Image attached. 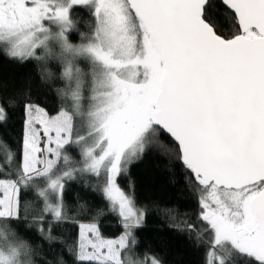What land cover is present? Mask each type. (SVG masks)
Here are the masks:
<instances>
[{
	"label": "snow or ice",
	"instance_id": "obj_1",
	"mask_svg": "<svg viewBox=\"0 0 264 264\" xmlns=\"http://www.w3.org/2000/svg\"><path fill=\"white\" fill-rule=\"evenodd\" d=\"M0 54L63 82L56 108L0 83V129L23 112L16 140L0 133V264H36L21 224L51 244L69 221L72 264H149L131 255L147 208L120 182L148 154L184 168L196 221L163 211L208 245L206 264H264V0H0ZM85 175L104 206L77 202L69 216L66 183ZM106 212L119 236L102 232Z\"/></svg>",
	"mask_w": 264,
	"mask_h": 264
},
{
	"label": "trees",
	"instance_id": "obj_2",
	"mask_svg": "<svg viewBox=\"0 0 264 264\" xmlns=\"http://www.w3.org/2000/svg\"><path fill=\"white\" fill-rule=\"evenodd\" d=\"M84 19L78 25L81 31L87 30ZM78 33H73L72 36ZM80 42L78 40L73 43ZM43 62L29 61L21 64L18 61L9 60L0 54V83L4 85L3 92L7 94L13 88L23 93L32 94L33 99L39 100L49 108L60 106L61 97L58 89L63 87V82L56 79H42L41 65ZM58 65L55 61H49L45 65L46 71L56 72L58 77ZM23 112L15 110L11 112L9 120L0 133L6 131L13 140H16L22 130ZM70 154L78 159V153L70 149ZM129 181L134 185V191L138 206L146 207L144 226L135 231L137 244L131 250V255L137 258H157L163 264H206L207 244H197L189 239L187 232H181L169 227L167 215L164 209H178L182 219L196 221L199 212L197 195L189 185L184 168L174 157L160 154L145 155L141 161L136 162L130 168L128 176L122 177L120 182L125 188ZM96 178L92 176H78L75 180L66 183L64 201L69 207V216L75 215L77 202L88 203L93 208L103 207L104 201L101 193L94 190ZM32 194H29L31 196ZM27 198V197H26ZM42 207V205H40ZM39 211V207L35 208ZM50 219V217L48 218ZM31 216H29V223ZM199 229V223L196 224ZM39 225L21 224L19 230L32 245L39 246L38 255L34 257L36 264L41 260L57 261L61 254L66 264H72V256L67 252V244L71 242L77 233L75 224L71 221L53 226L52 235L58 239L49 244L39 234ZM44 228L47 231L48 223ZM101 229L105 236H119L122 227L119 220L106 212L101 217ZM206 239V237H205Z\"/></svg>",
	"mask_w": 264,
	"mask_h": 264
},
{
	"label": "rangeland",
	"instance_id": "obj_3",
	"mask_svg": "<svg viewBox=\"0 0 264 264\" xmlns=\"http://www.w3.org/2000/svg\"><path fill=\"white\" fill-rule=\"evenodd\" d=\"M78 37H79L78 34H76V35H74V36L71 35L72 42L75 41V40H78ZM133 258H135V259H139V260H141V261H144V260L146 259V258H137V257H133ZM151 259H152V258L148 259L149 264H150Z\"/></svg>",
	"mask_w": 264,
	"mask_h": 264
}]
</instances>
